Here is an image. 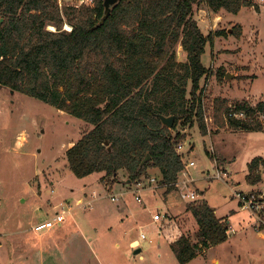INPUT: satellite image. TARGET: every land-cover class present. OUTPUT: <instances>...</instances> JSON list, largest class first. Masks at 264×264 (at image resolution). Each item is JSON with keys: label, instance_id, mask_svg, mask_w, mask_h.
I'll return each mask as SVG.
<instances>
[{"label": "rangeland", "instance_id": "rangeland-1", "mask_svg": "<svg viewBox=\"0 0 264 264\" xmlns=\"http://www.w3.org/2000/svg\"><path fill=\"white\" fill-rule=\"evenodd\" d=\"M57 1L60 7L92 3ZM253 2L258 8L243 6L235 14L214 12L203 1L194 6L193 18L202 33L212 34L201 54L209 71L197 92L206 131L201 133L197 116L171 129L180 137L181 148L176 150L183 166L187 160L194 165L188 167L189 175H178L179 187L164 197L165 186H159L160 174L153 166L146 176H154L156 184L140 192L128 191L134 183L126 182L122 170L113 182L102 179L100 172L72 174L64 153L92 126L40 99L0 87V264H179L169 244L196 230L186 206L201 198L218 216L230 218L231 210H236L234 234L186 264H264V215L259 218V213L240 208L235 197V192H264V166L259 184L251 185L245 177L247 163L264 157V130H233L224 112L226 105L238 100L251 104L264 100V3ZM239 27L240 34L233 32ZM46 29L55 31V26ZM61 29L72 28L64 20ZM218 29L226 33L217 36ZM175 48L176 61H185L181 44ZM219 69L225 71L220 78ZM226 73L231 77L225 78ZM218 171L221 179L213 176ZM181 188L199 195L194 200L182 198ZM119 191L125 192L112 201L109 194ZM139 193L141 201L135 198ZM61 206L71 211L62 222L50 230L33 229ZM156 212H166L169 222L167 217L153 221ZM134 238L140 243L130 247ZM136 246L138 253L133 252Z\"/></svg>", "mask_w": 264, "mask_h": 264}, {"label": "trees", "instance_id": "trees-1", "mask_svg": "<svg viewBox=\"0 0 264 264\" xmlns=\"http://www.w3.org/2000/svg\"><path fill=\"white\" fill-rule=\"evenodd\" d=\"M202 1L214 12L258 8L253 0H120L101 22L103 0L62 7L57 0H0V87L92 126L64 153L75 176L100 172L113 182L122 170L133 182L153 166L168 194L183 169L176 150L180 137L171 129L197 116L201 133L206 131L197 92L209 71L201 54L212 34L204 35L193 18L194 6ZM64 20L71 30L61 29ZM49 24L55 31L46 29ZM233 32L240 34L241 28ZM177 43L186 52L183 62L176 61ZM224 73L216 70L219 78ZM224 110L229 128L264 130V100L242 99ZM239 112L245 116L234 115ZM158 114H172L173 126L165 127ZM260 166V155L247 164L249 184L262 181ZM187 210L196 230L169 244L179 264L228 237L227 218L216 215L206 198L188 203ZM263 215L264 208L258 216Z\"/></svg>", "mask_w": 264, "mask_h": 264}, {"label": "built area", "instance_id": "built-area-1", "mask_svg": "<svg viewBox=\"0 0 264 264\" xmlns=\"http://www.w3.org/2000/svg\"><path fill=\"white\" fill-rule=\"evenodd\" d=\"M262 2H264V0H261ZM236 115V117H239V116H242V112H239V113H236L234 114ZM181 148V145L180 144H177V147L176 149H179ZM194 165V161L193 160H187L185 161L184 163V166H183V169L180 171V173L182 172V174L186 175L188 174L189 175V171H187L188 167L189 166H193ZM186 168V169H185ZM185 169V170H184ZM179 173V174H180ZM215 178H219L221 179L220 177H222L223 175H221V173L219 174V171L217 172V175H213ZM142 179H146V182H143ZM187 180H191L190 177H187ZM132 183L133 184V188H131V190H128V191H137V192H140L142 191L143 189H148L150 187H153L154 184H156V178L154 176H142L141 179H136L134 180ZM131 183V184H132ZM185 182H183L182 185L184 186H181L182 188L185 187ZM163 184L160 183L159 186H161ZM179 183H178V180H176L175 182V186L179 187ZM165 186V185H163ZM180 189L181 191H184L183 189ZM189 191H184V192H181V197L182 198H190L191 200H194L198 197L199 193L196 192L195 190H190L188 189ZM125 191H119V192H113L111 195L109 194L110 198L112 201L114 200H117L118 197L123 194ZM235 197L237 199V201H239V206L240 208L244 209V208H249L252 212L254 213H259L260 210L262 209V203H264V192H259V193H254V192H251V193H243L242 191L241 192H235ZM135 198L137 201H141V197H140V193L135 195ZM70 208L69 206H66V207H63L61 206L59 208V211H57L53 217L51 219H46L44 221H42L41 223L33 226V229L34 230H37V231H41V230H50V228H52L53 226L59 224V222H62L66 216L68 214H70ZM165 217H167V215L165 213H162V212H156L153 214L152 216V219L153 221H159V220H162L164 219ZM168 218V217H167ZM167 222H169V220H167ZM140 237L141 238H145V235L143 233L140 234Z\"/></svg>", "mask_w": 264, "mask_h": 264}, {"label": "water", "instance_id": "water-1", "mask_svg": "<svg viewBox=\"0 0 264 264\" xmlns=\"http://www.w3.org/2000/svg\"><path fill=\"white\" fill-rule=\"evenodd\" d=\"M120 0H103V9H104V14H103V16H102V18H101V22L106 18V17H108L109 16V14L111 13V7L113 6V5H115L117 2H119ZM225 78H228V77H231V74L230 73H226L225 74V76H224ZM11 91H13V90H11ZM158 117L160 118V120H161V122H162V124L166 127H169V128H171L172 127V125H173V123H174V121H175V117L172 115V114H170V115H166V116H164V115H161V114H158ZM150 159V154L149 155H147L142 161H141V165L143 164V163H145L146 161H148ZM127 183H130V181L127 179V181H126ZM140 248L139 247H137V248H135L134 250H133V252L134 253H138V252H140Z\"/></svg>", "mask_w": 264, "mask_h": 264}, {"label": "crops", "instance_id": "crops-1", "mask_svg": "<svg viewBox=\"0 0 264 264\" xmlns=\"http://www.w3.org/2000/svg\"><path fill=\"white\" fill-rule=\"evenodd\" d=\"M73 145V144H72ZM71 145V146H72ZM249 163V162H248ZM247 163V164H248ZM246 170H247V168H246ZM247 172H248V170H247ZM225 173V172H224ZM247 174V173H246ZM263 179V178H262ZM162 194H163V197H164V194H166L164 191H162L161 192ZM170 194V193H169ZM167 197H168V195H166ZM166 196H165V198L164 199H166ZM238 203V202H237ZM216 212V211H215ZM162 213H165L166 214V212H162ZM237 213H236V210H231V216H230V218L228 217V215L227 214H225V215H223V216H225L227 219H226V221H227V224L229 225L228 227H229V229H228V237H227V241H229L230 240V238H231V236H232V233H233V229H235L234 228V226L232 225V222H233V218L235 217V215H236ZM172 215V214H171ZM223 216H219V217H223ZM168 217V216H167ZM167 220H169L168 218H167ZM168 223V222H167ZM164 224H166V223H164ZM239 228V227H238ZM234 234V233H233ZM180 236V235H179ZM175 240V239H174ZM138 243H140L139 242V240L138 239H136V238H134L133 240H131L130 242H129V246L130 247H133V246H135V245H138ZM216 246V245H215ZM137 247V246H136ZM213 246H209V247H206L205 249H203V251H202V253H199L198 255H196V256H199V255H203L206 251L208 252V250H210V248H212ZM216 261V260H215ZM262 264V263H261Z\"/></svg>", "mask_w": 264, "mask_h": 264}, {"label": "bare ground", "instance_id": "bare-ground-1", "mask_svg": "<svg viewBox=\"0 0 264 264\" xmlns=\"http://www.w3.org/2000/svg\"><path fill=\"white\" fill-rule=\"evenodd\" d=\"M68 26V25H67ZM52 26H50L49 28H51Z\"/></svg>", "mask_w": 264, "mask_h": 264}]
</instances>
